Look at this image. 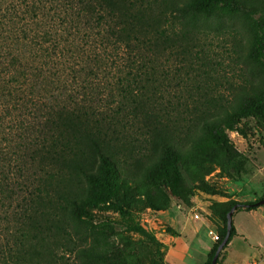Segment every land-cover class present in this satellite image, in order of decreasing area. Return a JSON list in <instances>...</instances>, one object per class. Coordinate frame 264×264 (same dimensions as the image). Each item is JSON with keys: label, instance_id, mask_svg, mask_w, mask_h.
I'll return each instance as SVG.
<instances>
[{"label": "trees", "instance_id": "1", "mask_svg": "<svg viewBox=\"0 0 264 264\" xmlns=\"http://www.w3.org/2000/svg\"><path fill=\"white\" fill-rule=\"evenodd\" d=\"M226 19L245 26L247 59L259 81L240 93L224 117L202 123L193 140L196 152L228 154V133L264 114V12L245 9L238 0H0V228L38 205L40 194L49 195L39 186L43 173L74 168L87 184L84 197L68 201L89 243L79 252L80 264H115L110 236L103 224L93 223L91 211L137 186L119 174L105 152L110 147L105 138L118 132L125 112L121 99L126 97L118 91L135 83L137 71L151 65L152 53L187 35L188 22ZM79 140L95 154V171L86 164L81 147L86 143ZM180 164L176 146L162 142L141 183L165 187L182 199ZM263 199L225 208L223 230L205 264L226 235L231 208L256 210ZM114 207L129 218L122 206ZM132 229L157 249L163 246L138 224ZM235 236L232 225L227 245Z\"/></svg>", "mask_w": 264, "mask_h": 264}, {"label": "rangeland", "instance_id": "2", "mask_svg": "<svg viewBox=\"0 0 264 264\" xmlns=\"http://www.w3.org/2000/svg\"><path fill=\"white\" fill-rule=\"evenodd\" d=\"M238 1L245 9L264 12V0ZM186 28L187 35L150 55L151 65L137 71L130 88L118 91L126 97L121 99L125 112L117 121L118 132L105 138L110 140L105 152L119 174L137 186L91 211L93 223L103 224L110 236L115 264H205L216 242L213 235L223 230L225 208L264 196V114L228 133V154L193 149L202 123L224 117L241 92L258 84L247 59L249 34L236 19L188 22ZM79 141L86 143L81 145L86 164L95 171V154L88 142ZM162 142L175 145L181 155L182 199L165 187L141 183L159 158ZM78 171L52 168L42 174L39 186L47 187L49 195L40 194L38 205L0 228V264H80L79 252L89 243L68 206L69 199L87 194ZM232 221L236 236L217 264H264V205L253 211L238 208ZM134 224L163 246L157 249L132 229Z\"/></svg>", "mask_w": 264, "mask_h": 264}, {"label": "water", "instance_id": "3", "mask_svg": "<svg viewBox=\"0 0 264 264\" xmlns=\"http://www.w3.org/2000/svg\"><path fill=\"white\" fill-rule=\"evenodd\" d=\"M262 205H264V199L257 203V206H262ZM243 208H246V207L244 206ZM236 209H237V206H233L231 208V210L227 213V216H226V218H227L226 235H225L223 241L218 246L210 264H217V260L220 256V253L224 250L225 246L228 243V240H229L230 234H231L232 225H233V221H232L233 220V213Z\"/></svg>", "mask_w": 264, "mask_h": 264}, {"label": "crops", "instance_id": "4", "mask_svg": "<svg viewBox=\"0 0 264 264\" xmlns=\"http://www.w3.org/2000/svg\"><path fill=\"white\" fill-rule=\"evenodd\" d=\"M253 211V210H252ZM198 241H199V243H201L200 244V247L202 248V249H205V247H207V246H204V241L202 240V239H198ZM181 248V247H180ZM182 248H181V252H182ZM177 252V251H176ZM176 258H178L179 259V257H180V253L179 252H177V255L175 256ZM178 259H176L177 261H180V259L178 260ZM183 264H185V263H183Z\"/></svg>", "mask_w": 264, "mask_h": 264}, {"label": "built area", "instance_id": "5", "mask_svg": "<svg viewBox=\"0 0 264 264\" xmlns=\"http://www.w3.org/2000/svg\"><path fill=\"white\" fill-rule=\"evenodd\" d=\"M214 240H216L217 241V239H218V236H216V235H213V237H212Z\"/></svg>", "mask_w": 264, "mask_h": 264}]
</instances>
